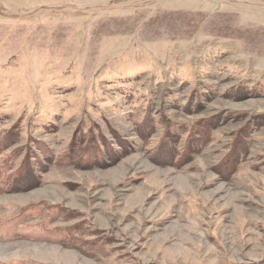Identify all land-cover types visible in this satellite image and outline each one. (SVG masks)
Wrapping results in <instances>:
<instances>
[{
	"label": "rangeland",
	"instance_id": "rangeland-1",
	"mask_svg": "<svg viewBox=\"0 0 264 264\" xmlns=\"http://www.w3.org/2000/svg\"><path fill=\"white\" fill-rule=\"evenodd\" d=\"M260 113L264 0H0V166L51 154L38 186L0 193V264H264V124L231 175L215 169ZM166 129L182 155L197 146L184 164L155 160ZM90 131L128 151L63 159Z\"/></svg>",
	"mask_w": 264,
	"mask_h": 264
},
{
	"label": "trees",
	"instance_id": "trees-1",
	"mask_svg": "<svg viewBox=\"0 0 264 264\" xmlns=\"http://www.w3.org/2000/svg\"><path fill=\"white\" fill-rule=\"evenodd\" d=\"M240 92H244L243 89H240ZM244 96V93L239 95ZM234 111H225V112H219L217 114L209 115L206 117H200L195 119L191 124V129L188 133V138L195 142H198V144L202 143L204 144L205 141H207L208 138H210L211 130L215 128L222 120H226L231 117ZM246 117L247 115H243ZM241 117V118H244ZM253 124V125H252ZM264 124V114H251L248 118L247 122L241 126V128L238 131L236 140V144L231 149L232 155L230 159L224 164V160L226 157L225 154L220 161L217 162V169L220 176L224 175H231L232 172L237 168L238 165V156L241 152H244L246 149V144L244 139L247 140L249 137V132L251 128L259 127ZM16 123L13 124L10 128L4 130L5 136L2 141H5L2 145L6 144H13L16 140L17 136V130H16ZM251 126V127H250ZM152 123L149 119H145L144 123L138 124V131L142 136H146V134L151 130ZM162 138H166L163 141L160 142V147L155 150V160H160V162H164L166 164H177L181 165L186 162V156L193 155L196 151L197 146H193V144L190 143L186 146V150L184 149L183 155L181 152H178L175 147V139L173 140L171 136H175L173 131L171 134L168 133V130L166 129L164 131ZM91 134L89 137H84L82 135H78L74 133V137L70 140V144L68 147L67 152L65 155H63V159L65 160H73L74 164H84L86 166H104L108 164L109 162H117L124 153L128 151V141L126 139H123L120 137L117 133L115 135L116 143L119 144V146L122 148L123 151L121 153H118L110 148L108 145V140L104 137L103 134H100V141L103 144L102 148H99L97 144V141L95 139L94 134L92 131H90ZM88 134V135H89ZM243 135V136H242ZM0 137H2V132L0 130ZM9 142V143H8ZM235 142V141H234ZM38 149L42 152H44L45 159H41L37 157L36 160H31L32 154H27L23 156L21 161H19V164L14 169H10L7 167L6 162L11 161V157L7 156L6 162L0 166V193L1 192H16V191H25L29 188H34L40 184V174L37 173V171H44L47 169V166H49V163L51 162L50 158V152L44 151L42 147V142H37ZM127 144V145H126ZM35 152V151H34ZM181 154V155H180ZM177 155V157H175ZM35 156L37 154L35 153ZM178 157H180L178 159ZM76 164V165H77ZM220 164V167H219ZM222 166V167H221ZM23 210V209H22ZM19 215H21L19 213Z\"/></svg>",
	"mask_w": 264,
	"mask_h": 264
}]
</instances>
